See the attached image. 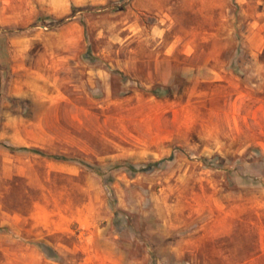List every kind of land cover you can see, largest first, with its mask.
<instances>
[{
	"label": "rangeland",
	"instance_id": "obj_1",
	"mask_svg": "<svg viewBox=\"0 0 264 264\" xmlns=\"http://www.w3.org/2000/svg\"><path fill=\"white\" fill-rule=\"evenodd\" d=\"M0 69V264H264V0H0Z\"/></svg>",
	"mask_w": 264,
	"mask_h": 264
},
{
	"label": "water",
	"instance_id": "obj_2",
	"mask_svg": "<svg viewBox=\"0 0 264 264\" xmlns=\"http://www.w3.org/2000/svg\"><path fill=\"white\" fill-rule=\"evenodd\" d=\"M1 89H2V80H1V69H0V101H1Z\"/></svg>",
	"mask_w": 264,
	"mask_h": 264
},
{
	"label": "trees",
	"instance_id": "obj_3",
	"mask_svg": "<svg viewBox=\"0 0 264 264\" xmlns=\"http://www.w3.org/2000/svg\"><path fill=\"white\" fill-rule=\"evenodd\" d=\"M23 150H28V149H23ZM156 164H153V165H151V166H155Z\"/></svg>",
	"mask_w": 264,
	"mask_h": 264
}]
</instances>
